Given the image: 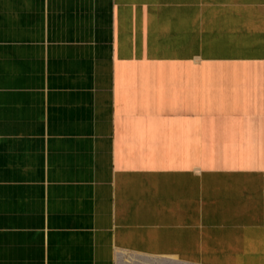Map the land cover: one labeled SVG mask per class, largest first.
<instances>
[{"label":"crops","instance_id":"obj_1","mask_svg":"<svg viewBox=\"0 0 264 264\" xmlns=\"http://www.w3.org/2000/svg\"><path fill=\"white\" fill-rule=\"evenodd\" d=\"M126 253L264 264V0H0V264Z\"/></svg>","mask_w":264,"mask_h":264},{"label":"rangeland","instance_id":"obj_2","mask_svg":"<svg viewBox=\"0 0 264 264\" xmlns=\"http://www.w3.org/2000/svg\"><path fill=\"white\" fill-rule=\"evenodd\" d=\"M123 257V263H120V264H136L134 263V259H138V256L137 255H133V254H128L126 253L124 257L123 255H121ZM147 263L145 264H169V263H172L174 264L173 262H170V261H164V260H160V259H155V258H151L150 261H146Z\"/></svg>","mask_w":264,"mask_h":264},{"label":"water","instance_id":"obj_3","mask_svg":"<svg viewBox=\"0 0 264 264\" xmlns=\"http://www.w3.org/2000/svg\"><path fill=\"white\" fill-rule=\"evenodd\" d=\"M148 259H145V257H138V259H136L135 261H136V263H139V264H145V263H147L146 261H147Z\"/></svg>","mask_w":264,"mask_h":264},{"label":"bare ground","instance_id":"obj_4","mask_svg":"<svg viewBox=\"0 0 264 264\" xmlns=\"http://www.w3.org/2000/svg\"><path fill=\"white\" fill-rule=\"evenodd\" d=\"M145 259H148L147 261H150V260H151L150 258H145ZM135 260H136V259H134V263H136ZM136 264H139V263H136Z\"/></svg>","mask_w":264,"mask_h":264}]
</instances>
